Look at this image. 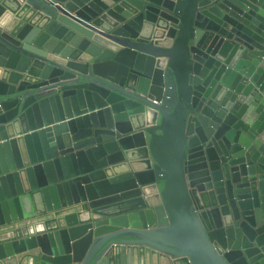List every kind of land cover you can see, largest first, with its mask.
I'll list each match as a JSON object with an SVG mask.
<instances>
[{
  "label": "water",
  "instance_id": "95a60500",
  "mask_svg": "<svg viewBox=\"0 0 264 264\" xmlns=\"http://www.w3.org/2000/svg\"><path fill=\"white\" fill-rule=\"evenodd\" d=\"M0 264H264V0H0Z\"/></svg>",
  "mask_w": 264,
  "mask_h": 264
},
{
  "label": "crops",
  "instance_id": "0c3cea01",
  "mask_svg": "<svg viewBox=\"0 0 264 264\" xmlns=\"http://www.w3.org/2000/svg\"><path fill=\"white\" fill-rule=\"evenodd\" d=\"M66 213H67L66 211L56 212V213L51 214L50 217L55 222H58L59 225L70 224V223L74 222V218L71 215L66 216Z\"/></svg>",
  "mask_w": 264,
  "mask_h": 264
}]
</instances>
